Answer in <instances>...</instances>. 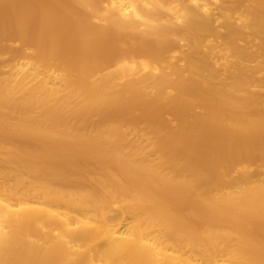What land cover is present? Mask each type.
Instances as JSON below:
<instances>
[{
    "label": "bare ground",
    "instance_id": "obj_1",
    "mask_svg": "<svg viewBox=\"0 0 264 264\" xmlns=\"http://www.w3.org/2000/svg\"><path fill=\"white\" fill-rule=\"evenodd\" d=\"M2 5L0 264H264V0Z\"/></svg>",
    "mask_w": 264,
    "mask_h": 264
},
{
    "label": "rangeland",
    "instance_id": "obj_2",
    "mask_svg": "<svg viewBox=\"0 0 264 264\" xmlns=\"http://www.w3.org/2000/svg\"><path fill=\"white\" fill-rule=\"evenodd\" d=\"M108 2H109V0H104V5H107L108 4ZM1 19H6V20H10L11 19V10H10V8L7 6V5H2L1 7H0V20ZM15 46H17V45H19V43H17V42H14L13 43ZM175 55V53L174 52H172L171 53V56H174ZM2 62H3V65H4V67L5 68H7V65H8V63H14V59H13V57L10 55V54H8V55H6V56H4L3 58H2ZM263 75H264V73H258L256 76H257V80H256V82H255V84L257 85V86H261V87H263L264 88V79H263ZM263 95H264V91H263ZM139 126H140V128H142V129H144L145 128V126H146V124L145 123H143V122H141V123H139ZM134 139H135V141L138 143V144H140V145H142V146H146L147 145V143H148V141L143 137V136H141V135H135L134 136ZM155 156H152V158H154Z\"/></svg>",
    "mask_w": 264,
    "mask_h": 264
}]
</instances>
